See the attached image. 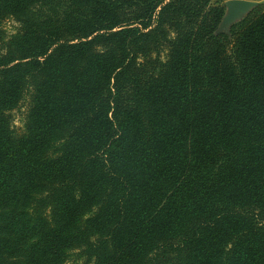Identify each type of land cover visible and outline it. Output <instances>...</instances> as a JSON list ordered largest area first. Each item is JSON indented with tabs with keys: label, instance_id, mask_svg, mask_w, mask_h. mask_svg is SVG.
<instances>
[{
	"label": "trees",
	"instance_id": "obj_1",
	"mask_svg": "<svg viewBox=\"0 0 264 264\" xmlns=\"http://www.w3.org/2000/svg\"><path fill=\"white\" fill-rule=\"evenodd\" d=\"M225 11L0 0V264H264V3Z\"/></svg>",
	"mask_w": 264,
	"mask_h": 264
},
{
	"label": "rangeland",
	"instance_id": "obj_2",
	"mask_svg": "<svg viewBox=\"0 0 264 264\" xmlns=\"http://www.w3.org/2000/svg\"><path fill=\"white\" fill-rule=\"evenodd\" d=\"M228 0H212V3H219V4H223L225 6V13L227 14V7H226V2ZM264 3V2H263ZM53 5H50V7H52ZM240 19H235L234 21L229 22L228 24H234L236 22H238ZM4 27L6 30L5 36L7 39H11L12 35H14L18 28H19V22H17L14 18H8L7 20H5L4 22ZM27 102L23 103V105L20 108H17L12 115V127L14 128L16 134H21L23 132L24 129V121H25V117H26V111L28 109L27 107ZM81 260L79 259V261H77V257L76 256H72V258L68 259L64 264H77L79 263Z\"/></svg>",
	"mask_w": 264,
	"mask_h": 264
},
{
	"label": "water",
	"instance_id": "obj_3",
	"mask_svg": "<svg viewBox=\"0 0 264 264\" xmlns=\"http://www.w3.org/2000/svg\"><path fill=\"white\" fill-rule=\"evenodd\" d=\"M261 2L255 0H228L226 2L227 14H225L224 22L229 23L235 19H241L252 8L259 5Z\"/></svg>",
	"mask_w": 264,
	"mask_h": 264
},
{
	"label": "crops",
	"instance_id": "obj_4",
	"mask_svg": "<svg viewBox=\"0 0 264 264\" xmlns=\"http://www.w3.org/2000/svg\"><path fill=\"white\" fill-rule=\"evenodd\" d=\"M255 1H257V2H261V3H263V2H264V0H255Z\"/></svg>",
	"mask_w": 264,
	"mask_h": 264
}]
</instances>
